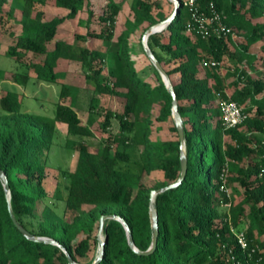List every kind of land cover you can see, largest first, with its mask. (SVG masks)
Segmentation results:
<instances>
[{
	"label": "trees",
	"instance_id": "obj_1",
	"mask_svg": "<svg viewBox=\"0 0 264 264\" xmlns=\"http://www.w3.org/2000/svg\"><path fill=\"white\" fill-rule=\"evenodd\" d=\"M50 1L76 17L87 0H23L20 25H12L16 6L6 8L9 0H0V60L4 43L10 58L21 62L30 57L28 72L0 67V168L12 196L9 200L0 176V264H71L59 246L27 236L13 214L30 233L58 241L81 264L102 244L94 234L107 215L123 217L136 247L146 251L154 240L153 192L179 180L183 149L173 94L156 66V83L142 75L133 59L131 38L143 24L148 23L147 32L166 15H155L147 0H133L134 18L112 40L123 3L106 0L97 17L103 28L94 35L109 46L94 49L56 40L66 17L46 20L38 4ZM180 1L173 21L150 35L148 42L177 94L185 124L187 173L178 187L156 197L159 240L154 251L138 252L123 223L109 218L98 264H233L231 250L242 259L248 257L233 228L244 230L251 248H256L252 262L264 264V0H194L193 6L189 0ZM214 11L231 33L219 34L217 22L210 23L208 35L201 31L194 14L211 17ZM88 13L92 22L95 13L90 8ZM230 60L234 63L228 65ZM64 61L81 62L86 88L118 98L120 109L99 111L93 95L84 123L74 106L82 88L67 81ZM5 81L26 88L41 82L59 85V97L70 103L58 102L54 115L25 110L24 93L17 87L3 92ZM224 100L238 102L247 115L235 127L223 124L218 110ZM114 118L121 125L118 134L109 131ZM171 121L174 137L155 138V124ZM58 123L68 127L67 147L79 153L75 170H61L57 188L62 193L64 187L63 199L75 212L71 220L58 213L37 214L38 203L48 195V157ZM97 124L108 138L92 152L88 138ZM134 147L141 150V169L161 171L162 180L144 184L141 171L132 164Z\"/></svg>",
	"mask_w": 264,
	"mask_h": 264
},
{
	"label": "rangeland",
	"instance_id": "obj_2",
	"mask_svg": "<svg viewBox=\"0 0 264 264\" xmlns=\"http://www.w3.org/2000/svg\"><path fill=\"white\" fill-rule=\"evenodd\" d=\"M122 1L123 8L118 15L115 35L112 40H116L118 34L125 27V23L128 19L134 18V12L132 9L133 0H118ZM152 3L154 6V14L157 15L160 11L165 13L166 19L174 15L176 10V1L174 0H147ZM21 2L23 0H9L5 4L6 8L14 5L16 6V21H13L12 25H20L22 23V7ZM89 2L91 5L89 6ZM106 0H87L86 5L83 10H81L76 17H69V10L60 8L55 5L53 1L47 3V5L38 4V8L44 11L45 19L50 21L55 17H66L64 22L60 24V30L56 34L57 39L66 40L70 44H76L81 47H89L94 49H107L109 42L102 38L95 36L94 34L100 33L103 25L100 23L97 18L99 15L103 14L106 8ZM91 9L95 13V18L92 22H89V13L88 9ZM164 21V20H163ZM148 26V23L142 25L131 38L132 42V51L133 59L137 63V67L145 77H148L152 80L153 83L157 82L153 74L154 63L152 59L147 55L144 48V38H145V28ZM8 46L7 43H4L1 47V60L0 67L8 71H30L28 68V62L30 57L25 58L23 61H16L5 54ZM233 61H228V65L233 64ZM171 67V65H167ZM61 68L67 73V81L73 83L82 88L75 108L79 112L84 123L87 122L90 112L91 97L94 95L97 102V109L103 112L106 108H112L114 110L120 109V102L116 97H112L109 94H102L100 92L92 91L87 89L86 81V71L83 68L81 62L78 61H69L63 62ZM224 71V70H223ZM222 71V73H223ZM204 74V72H202ZM179 79V74L174 76V80ZM17 87L24 93V109L28 111H34L37 113H44L49 115H54L55 109L58 102L70 103V99H62L59 97L60 86L52 85L45 82H41L37 85H32L29 88L17 85L11 81L2 82V91L6 92L7 89H13ZM87 87V88H86ZM217 105V101L213 102ZM221 112L220 110H218ZM222 116V112L220 113ZM155 115V114H154ZM102 121V120H101ZM174 122L171 121L165 126L160 124H155V138L157 139H169L173 138L174 134L170 131V126ZM160 126V130L157 127ZM58 134L52 145V148L49 152L48 157V167L47 174L45 179V187L47 190V197L41 200L37 205V214L38 216H51L53 213H58L63 216L66 220H71L75 215V212L72 211L65 200L63 199L64 194L66 193L63 187L62 193H58L57 188L59 180L61 179V170L73 171L75 170L77 160H78V150L77 148H68L66 145L67 138L70 136L68 134V127L66 124L58 123ZM99 124L95 127V134L88 138L89 149L92 152H96L101 145V142L106 141L108 138V133H102L99 129ZM109 131L113 134H118L121 132V125L118 119L114 118L112 120V126L109 128ZM140 148H133V167H136L141 171L143 175V181L146 186H151L157 180L163 179V173L161 171H155L153 173H147L141 169L140 160ZM65 183L67 180H64ZM229 191L232 192V188H229ZM35 220H37L35 218ZM98 235L99 238L105 240V235L99 229L94 234ZM92 236V240L94 238ZM98 244L97 249H93L89 257L83 259L82 264H88L91 259L97 258L100 253V246ZM94 246V245H93Z\"/></svg>",
	"mask_w": 264,
	"mask_h": 264
},
{
	"label": "water",
	"instance_id": "obj_3",
	"mask_svg": "<svg viewBox=\"0 0 264 264\" xmlns=\"http://www.w3.org/2000/svg\"><path fill=\"white\" fill-rule=\"evenodd\" d=\"M174 1H176V10H175L174 15L172 17H170V18L165 19L164 21L158 23L157 25H155V26H153V27H151V28H149L147 30V32L145 34V38H144V48H145V51H146L147 55L152 59L154 65L159 70L164 82L167 84L169 90L172 92L173 97H174V100H173L174 118H175V121H176V126H177V128L179 130V133H180V138H181V141H182V149H183V152H182V173H181V176H180L178 181H176L174 183H171L170 185H168V186H166L164 188H161L159 190H155L153 192L152 219H153V228H154V240H153L152 246L148 250L142 251V250H140V249H138L136 247V244H135V241H134V238H133V234H132V230H131L129 224L127 223V221L121 216H118V215H107V216H104L102 218V220H101V229H100L101 232L104 231L105 222L109 218H113V219L119 220L120 222L123 223V225L125 226V228L127 230L131 245L138 252L146 253V254L151 253L152 251H154V249H155V247H156V245L158 243V240H159V219H158V211H157V208H156V197L158 196V194H160L162 192H165L167 190L174 189V188L178 187L182 183V181L184 180V178L186 176V173H187V168H188V153H187V149H186L185 124H184V120L182 118V115H181V113L179 111L177 94H176V92L174 90L173 81H172L171 77L169 76V74L167 73V71L164 68V66L162 65V63L156 57L155 53L151 49V47L149 45V42H148L150 35H152L153 33H156V32H162L164 29H166L168 27V25L175 18L176 14H177V10L179 8V5H180L181 1L180 0H174ZM0 176L4 180L5 188H6L8 196H9V200H12L11 188H10V185H9L8 177H7L6 173L3 171L2 168H0ZM13 215L15 217L16 223L18 224V226L22 229V231L27 236H29L31 238H34L36 240L46 241V242H49V243H52V244H55V245L59 246L67 254V257H68V259H69L71 264H81V263L76 262L74 260V258L72 257V255L67 251V249L63 245H61L58 241H56L54 239H51V238H47V237H39V236L33 235L32 233H30L18 221V219L16 218L15 214H13ZM101 241H102V244H101V247H100V253H99V255L97 256V258L94 260V262L92 264H98L100 262V260L102 259L103 255H104L105 240L101 239Z\"/></svg>",
	"mask_w": 264,
	"mask_h": 264
},
{
	"label": "built area",
	"instance_id": "obj_4",
	"mask_svg": "<svg viewBox=\"0 0 264 264\" xmlns=\"http://www.w3.org/2000/svg\"><path fill=\"white\" fill-rule=\"evenodd\" d=\"M189 3L193 6L194 0H189ZM194 17L199 24L201 31L208 35L210 33V23L217 22L218 26L216 27V31L219 34L227 35L232 32V29L225 25L222 22L221 14L217 11L213 12L211 17L205 16L204 14L195 13ZM216 64V63H213ZM221 112H222V120L223 124L226 128L235 127L241 122L245 120L247 115L244 113L243 108L238 104V102L234 100H224L221 104ZM230 206V204H228ZM233 232L236 235L239 246L242 248L244 253L248 252V257L242 259L233 253L229 259L233 264H258V262L253 263L251 260L253 252H255L256 248H251V244L248 240V236L244 230H236L233 228Z\"/></svg>",
	"mask_w": 264,
	"mask_h": 264
}]
</instances>
